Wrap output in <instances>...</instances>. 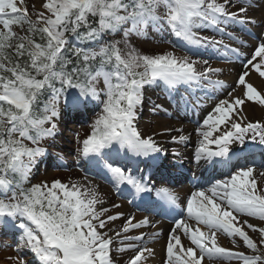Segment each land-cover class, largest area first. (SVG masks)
<instances>
[{
	"label": "snow or ice",
	"instance_id": "1",
	"mask_svg": "<svg viewBox=\"0 0 264 264\" xmlns=\"http://www.w3.org/2000/svg\"><path fill=\"white\" fill-rule=\"evenodd\" d=\"M259 7L264 0H43L39 9L33 3L30 13L25 0H0V232L15 239L9 247L17 253L8 259L15 264H148L155 255L149 244L161 233L129 234L154 228L147 216L134 223V215H106L107 201L89 179L95 169L118 194L172 217L165 264H264V226L249 222H264V187L257 183L264 178V122H252L244 112L247 102L264 105V95L246 79L253 72L264 78V35L242 62L235 86L196 122L192 160L198 167L228 170L225 178L192 192L181 208L172 188L154 187L131 166H137L136 172L140 164L160 171L168 151L155 135L173 130L139 131L145 90L162 87L177 110L186 113L201 107L203 97L195 103L183 95L176 100L171 93L180 87L189 93L228 89L224 80L214 78L223 69L203 54L226 61L243 56L225 38L244 45L230 29L252 35L248 26L257 19L248 12ZM259 23L264 28V19ZM150 28L174 37L173 46L185 54L141 53L130 38H146ZM205 31L212 35H203ZM115 34L122 38L106 39ZM89 42L95 46H86ZM149 103L153 114L172 115L162 104ZM90 106L99 109L90 131L83 139L76 134L83 182L55 179L26 187L55 147L62 116L86 113ZM189 139L171 137L177 145H187ZM171 155L183 159L181 151ZM122 217L120 230L110 235L108 225ZM218 233L230 239L231 248L221 246ZM241 242L250 253L239 250ZM123 253L130 255L125 259Z\"/></svg>",
	"mask_w": 264,
	"mask_h": 264
},
{
	"label": "rangeland",
	"instance_id": "2",
	"mask_svg": "<svg viewBox=\"0 0 264 264\" xmlns=\"http://www.w3.org/2000/svg\"><path fill=\"white\" fill-rule=\"evenodd\" d=\"M42 2H43V0H25V4L27 6H29V12L30 13L32 12L33 3H35L36 7L39 9L41 4H42ZM233 10H235V9H233ZM33 19H35L34 16H33ZM230 30L236 31V34L239 32V30H237V29H230ZM203 35H212V33L209 32V31H205V32H203ZM219 38L220 37L217 36V39H219ZM139 39L143 40V42H141L143 47H147L148 49H153V50H155L156 52H159V53L173 51L177 55L185 54V50H183V49H181L179 47H174L173 46L175 41H174L173 37L170 36L166 32L165 33H157V32L153 31L150 28L148 30L147 37L146 38L145 37H139ZM169 40L173 41V43L166 42V41H169ZM225 42L231 44L232 46L239 47L240 50H243V49L246 48L245 45H239V44H237V43H235L233 41L228 40L227 38H225ZM145 49L146 48H142V50H144V51H145ZM203 58L204 59H209V57H203ZM210 58L214 59V57H210ZM248 58H250V57H248ZM219 62H223L224 63L226 61L223 60V59L222 60L218 59L216 57V59H214V62H213L212 66L215 67V65L218 64ZM219 77L225 79L223 77V73ZM235 80H236V78H235ZM259 81H261V84H262V87H263L264 86V78H261L259 76ZM233 86H235V85H233ZM225 91L228 92V90H225ZM259 91H261V94L264 95V87L261 90H259ZM208 92H212V94L208 93L209 94L208 96H212L215 93L211 89H208ZM216 92H219V91H216ZM227 92H225V94L223 95L222 99L226 97ZM155 98H157L159 100V101H156L155 103L162 104L165 108H168L170 112L172 111L171 108L168 106L167 102L165 101V99L163 97H158L157 96V92H156V89L154 87L146 89L145 90L144 107H143L142 112L140 113V118H139L138 123H137V127H138L139 131L142 133V135H153L151 125L153 123V120L156 117H158L160 119H165V118L172 119V117H169L166 114H162V112H159L157 114H153L150 111V108L152 107V105L149 103V99L154 101ZM248 103H250V106H251L250 107L251 110L246 114L248 120H250L252 122H255L257 120L264 122V105H259L258 103H254V102H248ZM95 111L97 112L98 108H95ZM177 111L178 110L173 109V112H171V113H177ZM88 112L90 113L91 110H88ZM92 120H93V118H88V120L86 122L91 123ZM188 123H191V122H188ZM67 125H68V123H67ZM69 125H74V124L73 123H69ZM166 126L168 128H170L171 127V122L170 123H166ZM78 127H79V130L76 132V134L79 133V138L80 139L85 138V136L88 134V129L89 128H85V127H83V125H80V126L78 125V126H76V129H78ZM67 129H68V127L66 126V123H65V126L59 127L58 135L55 138V143H57V141H58L57 138L58 137H60V138L62 137L63 139H61L60 142H61V146L64 147V145H66V144H63V142H66L67 138H68V137H64V136L67 135V134H70V135L72 134L71 137L72 138L75 137V144H74V146H75L74 148L75 149L72 151L71 155L74 156L75 157V161L78 162V154L76 152V148H77L76 134L74 135L72 132H70L69 129L67 131ZM157 138H158L157 141L160 143L162 141V139H160L159 137H157ZM178 146L183 149V150H180V151H183V152H188L192 148V145L189 144V143L187 145H178ZM165 149L168 150V148H165ZM171 150L173 151V150H175V148L174 149L171 148ZM62 152H64V151H62ZM55 153H56V155H54V156H58L59 155V154H57V152H55ZM45 159H48V158L46 157ZM172 159H180V158L172 156ZM170 164H173V162L170 161ZM186 164H187V162H186ZM36 168H38V166H36ZM36 168L33 171H35ZM40 176H42V177H44L45 179H48V180L53 179L54 176H55V177H58L59 179H61L62 182H69L70 180L83 182V178H84L83 173L77 167H74L73 169H71V171L67 170V172H59V173H57V172L54 173L53 171L48 170V171L43 172V174L39 173L37 176L34 175L33 178H34V180H37ZM223 178H225V177H222L221 179H223ZM92 183L94 185L98 186L97 187V191L101 194L103 199H105L107 201V203L104 205L105 207H108L110 209V211L107 213V215L111 214V213L120 212L119 208H112L111 207L112 204H118V198L114 195V193H112L109 190H106L104 188L103 184H99L98 182H95V181H93ZM257 183H258V188L259 187H264V178L258 179ZM210 185H206L204 188L209 187ZM97 207L99 208L100 206L98 205ZM119 222H120V220H119ZM249 222L253 223L254 225H257V226H264V222H261L259 220L254 219V218H249ZM123 223H124V221H121V223L118 224L117 220L114 221V222H111L108 225V227L113 229V233H110V234H114L115 231H119L121 226L123 225ZM106 230L107 229H104L103 231H106ZM246 230H248V229H246ZM248 231H249L250 236H252L254 239H257L258 234L252 233L251 230H248ZM217 236H218V242L221 244V246L229 247V248L232 247L229 238L224 237L223 235H221L219 233L217 234ZM257 242L259 243L258 240H257ZM239 250L240 251H244L246 253H250V250L246 249L243 246L242 242H241V246H240ZM3 252H5V251L3 249H1L0 250V256L3 255ZM6 254L9 255V257H13L12 253H6ZM3 260H4V258L2 259V261ZM2 261L0 259V264H5ZM7 264H13V263L11 261H8ZM216 264H226V262L217 261ZM233 264H238V262L234 261Z\"/></svg>",
	"mask_w": 264,
	"mask_h": 264
},
{
	"label": "bare ground",
	"instance_id": "3",
	"mask_svg": "<svg viewBox=\"0 0 264 264\" xmlns=\"http://www.w3.org/2000/svg\"><path fill=\"white\" fill-rule=\"evenodd\" d=\"M258 3V0H255ZM252 11L254 12V14L251 16L255 19H257V24L260 22L261 19H264V7H259V8H252ZM260 24V23H259ZM252 32H255L256 35H258V37L260 38L262 35H264L263 32H259L257 34L256 28H252ZM255 35V34H254ZM245 41V43L247 44V47L249 48L250 46H252V44L255 43V41H253L252 39H243ZM244 56L249 55V51H245L243 52ZM211 62V61H210ZM216 67L222 68L225 74H229V78H226L224 81L226 84L232 85V84H236V81H233L234 77L238 78V76L241 74V69H243V66L241 64H234L233 66L231 65H224V64H217ZM246 79L249 80V82H251L254 86L257 87L258 90H261L262 84L261 81H259V74L253 72L250 77H247ZM237 80V79H236ZM225 94V92L220 93L218 95V99L223 97V95ZM217 102V100L215 101ZM215 102L211 101V102H207V101H203L201 103V111L200 113L197 114H193L191 112L189 113H183L182 111L178 112V115H176V119L177 120H172L171 121V127L170 129H173L170 133H165L164 135H155L157 137H159L162 140V147H170V148H175L174 144L171 141V137L172 136H179V135H183L185 134L186 136H189V144H192V149L190 150V152L187 154L188 156V161H190V165H188V168L190 167V169L193 171V174L195 175H199L200 173H205L206 171L209 170V167H198L194 161L192 160V153L196 144V134H195V129L196 126L193 124H186L185 122H182V120H190L192 122H197L199 120H203V118H205V116L212 111ZM250 103H246L244 106V112L245 114H247L251 108H250ZM181 120V121H180ZM166 123H170V121L168 119L166 120H159V119H155V121H153L151 128H152V132L154 133H161L163 132L164 128H168L166 126ZM176 129H183L182 132H178L176 131ZM182 156H184L182 154ZM168 157V156H167ZM187 170V166H185ZM217 168V167H216ZM209 171H213L215 174L214 179L211 180V183L214 182V180L217 177L222 176V174H224L223 172H221V170H218L219 172L216 173L215 168L210 169ZM198 188H200V186H188L185 190L182 191V196L184 197V199L190 197L191 193L196 191ZM121 207L120 209L122 211H127V204L125 202H121ZM145 217V214H137L135 215V220L133 221L134 223L143 219ZM174 226L173 223L168 224L166 222H158L157 225L153 228L152 232L154 231H158L161 233V235L159 236V238L157 240H155L152 244V246L155 249V255L154 257H150L148 264H165V260L166 258V253L164 256V253H162V250L165 249L166 247V242H167V232L171 230V227ZM144 228H141V231ZM207 230V229H205ZM151 232V233H152ZM182 241L183 242H188L186 241V239L182 236ZM204 264H208L207 261L204 262Z\"/></svg>",
	"mask_w": 264,
	"mask_h": 264
},
{
	"label": "trees",
	"instance_id": "4",
	"mask_svg": "<svg viewBox=\"0 0 264 264\" xmlns=\"http://www.w3.org/2000/svg\"><path fill=\"white\" fill-rule=\"evenodd\" d=\"M13 28H14V31H17L19 34H24L23 33V31L18 27V26H13ZM122 38V34H119V35H117L114 39H117V40H119V39H121ZM130 40H131V43H132V45L134 46V47H136L141 53H143V54H149V55H153V54H162V53H159V52H156V51H154V50H151L150 52H148V51H144V50H142V48L139 46V44L137 43V40H136V38L134 37V36H132L131 38H130ZM90 43V42H89ZM88 43V44H89ZM86 45V46H93L92 44L93 43H91V45Z\"/></svg>",
	"mask_w": 264,
	"mask_h": 264
}]
</instances>
